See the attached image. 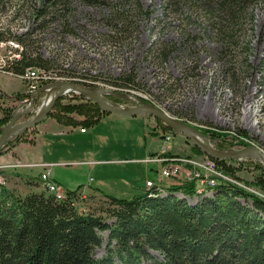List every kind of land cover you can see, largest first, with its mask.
I'll return each mask as SVG.
<instances>
[{
    "label": "trees",
    "instance_id": "obj_1",
    "mask_svg": "<svg viewBox=\"0 0 264 264\" xmlns=\"http://www.w3.org/2000/svg\"><path fill=\"white\" fill-rule=\"evenodd\" d=\"M79 1L104 8L103 24L116 34L127 32V29L137 30L138 20L148 17V10L142 8L139 0ZM164 1L166 6L179 9V16L185 20L184 41L200 37L217 43L218 56L230 62L246 36L252 6L264 2ZM15 2L18 5L19 1ZM73 9L71 0H40L39 7L31 14L40 21L37 29H42L53 16L65 19ZM18 16L15 11L11 18ZM9 28L7 24L0 25V41L16 39L24 48L20 60L14 64L15 69L23 71L26 67H37L49 71L50 61L42 57L38 40L33 37L36 28L19 36L9 34ZM177 49V44L171 42L163 47L158 45L154 52L166 61ZM61 73L64 72L55 76H63ZM48 79L44 82L48 83ZM108 83L116 87H140L133 71ZM63 99L60 97L54 102L44 119L52 118L60 124L80 125L85 129L110 114L79 94L73 93L75 100L63 102ZM113 99L121 100L114 96ZM12 109H0V127L9 122ZM74 114L83 119H76ZM156 120L163 130L170 131L158 118ZM35 126L25 129L16 139L32 142L24 136ZM196 128L222 150L249 144L250 138L241 129L227 131L210 125ZM192 149L200 153L197 146L193 145ZM158 155L171 156L169 153ZM207 157L214 162L216 170L222 172V176H214L217 182L213 186L203 187L201 177L195 176L179 185L160 188L166 191L163 193L160 189L144 186L142 192L131 198L115 197L95 189L108 201L104 211L114 219L112 224L100 215L77 211L73 202L81 185L66 190L64 199H59L44 191L20 196L0 182V264H113L115 258L118 264H264V198L247 188L256 186L264 192V165L247 160L238 161L239 165L234 166L224 159ZM246 165L252 166L257 174L251 181L241 178L245 185H239L242 180L236 172ZM184 196H195L198 200L190 204ZM106 229L110 231L114 247L109 242L106 254L96 258L94 250L101 243L98 231Z\"/></svg>",
    "mask_w": 264,
    "mask_h": 264
},
{
    "label": "rangeland",
    "instance_id": "obj_2",
    "mask_svg": "<svg viewBox=\"0 0 264 264\" xmlns=\"http://www.w3.org/2000/svg\"><path fill=\"white\" fill-rule=\"evenodd\" d=\"M15 1H19L18 5ZM139 1L142 8L148 10V17L138 20L137 30L127 29V32L116 34L103 24L104 8L89 6L79 0H71L74 9L65 19L53 16V19L42 29H37L40 21H36V17L31 14L35 8L39 7L40 0H0V25H9V34L17 36L26 30L33 29V27L36 28L33 37L38 40L39 52L51 64L49 71L37 67H26L23 71H17L14 64L20 60L21 56L18 59L7 61L4 68L10 71L11 74L0 72V85L9 91H19L23 86L21 81L25 85L30 84L31 81L15 76L17 73L24 76L32 69L39 73L46 71L49 73L48 83L46 84L59 82L57 81L58 78L60 82L67 81L96 89L107 88L125 92L131 98L130 100L125 98L115 100L111 95H103L111 102L115 101L127 106L131 105L132 101L142 102L141 100H145L151 105L160 107L173 117L188 122L195 128L196 126L205 127L210 125V127L216 126L227 131L241 129L250 138L248 140L249 144L246 146H254L264 154V2L252 6V19L247 23L246 36L242 39L241 46L230 62L218 56L216 53L217 43L200 37H192L184 41L183 32L186 25H184L185 20L179 16V9L176 10L172 6H166L164 0ZM15 11L19 16L12 19L11 17ZM193 35L195 34L192 33ZM5 37L4 33L3 38ZM6 40L0 41V54L5 52L3 43L6 44ZM15 41L18 42L16 39ZM171 42L176 43L178 49L170 54L166 61H163L161 56L154 52V48L158 45L161 47L166 46ZM18 43L21 45L20 42ZM23 49L22 46V51ZM130 71L135 72L136 82L140 86L139 89L116 87L112 83H108L109 80ZM58 72H64L61 73L64 75L56 77L55 74ZM37 90L38 83L32 92L36 94ZM46 93L47 90L38 93L33 100V111L21 120L33 117ZM25 94L22 96L15 95V98L20 101L25 98ZM61 97H64L63 102L71 99L75 100L72 92H67ZM13 103L8 102L5 108L12 107ZM0 108L3 107L0 106ZM24 109L25 104L18 108V112ZM14 110L15 107L12 109L11 114ZM74 116L77 115L74 114ZM138 116L140 117L109 114L89 130L95 129L96 125L98 126L97 129L108 128L110 124L107 117L128 120L131 123L130 131L134 134L135 141L139 143L143 139L142 132L152 131L153 127L156 128L151 136H159L157 140L161 141V147L163 146L157 153H169L171 156L153 155L148 156L145 160L163 158L161 162L147 161L158 164L159 171H156L157 175H155V172H151L150 178L147 179L153 181L154 178L161 189L162 187L179 185L195 177L194 171L204 173L199 166L192 162L203 163L209 158L201 150H199L200 153L193 151L192 148L195 144L190 138L163 130L161 125L158 124L157 118L153 115L141 114ZM44 120L43 118L39 123ZM99 132L101 131L99 130ZM33 133L34 129H30L27 135L24 136L25 140L30 139ZM167 136L168 139H166ZM16 137H11L5 143L0 150V157L8 154L16 144L22 143ZM196 138L203 143L198 135H196ZM210 142L216 147L214 142L211 140ZM240 147L235 146L231 149L237 150ZM153 148L156 149L157 147L153 145ZM188 156L191 159H188ZM75 160L80 161L79 159ZM224 160L231 162L234 166L239 165L238 161L246 162L247 160H250L251 163L257 162L264 165L259 158L239 157ZM168 161L179 166L178 173L170 169ZM164 168H169L172 173L168 176L163 175L161 170ZM73 169L76 168L67 166L66 170L56 174L57 179L63 186H73L69 181L64 180L65 176L71 177L69 173ZM10 170L11 168L0 170L2 173L0 182L14 190L18 195L25 196L32 192L44 191L56 198L64 199L61 192L59 196H56L55 192L48 191L40 181L36 182L34 185L36 188H33V183L28 179H23L17 175L18 172ZM118 170H121V167H112L110 172L116 174L115 171ZM256 174L257 171L249 165L236 172V175L245 181L253 180ZM201 175H203V180L200 181V184L203 187L211 185L205 180L208 179L209 175L205 177L204 174ZM74 177L75 175L71 178ZM157 177L158 179H155ZM110 179L118 181V176L114 175ZM226 179L232 182L235 181L231 177H226ZM243 180L238 184L245 185ZM81 182L85 184V178L80 180L79 183ZM247 188L254 194L264 198V192L258 187L248 186ZM163 192L166 191H160V193ZM177 194L179 195V193ZM184 197L190 204L198 200L195 196ZM120 198L128 197L122 196ZM73 204L80 213L100 215L109 224L114 222V219L108 217L104 211L108 206L106 197L98 192H80ZM98 234L101 243L94 250V256L101 258L106 254L109 242L110 246L114 247V241L110 240L108 229L98 231ZM150 252L159 256L155 251L150 250ZM118 263V259L115 258L113 264Z\"/></svg>",
    "mask_w": 264,
    "mask_h": 264
},
{
    "label": "crops",
    "instance_id": "obj_3",
    "mask_svg": "<svg viewBox=\"0 0 264 264\" xmlns=\"http://www.w3.org/2000/svg\"><path fill=\"white\" fill-rule=\"evenodd\" d=\"M21 82L23 86L19 91H9L0 85V92L14 96L25 94L26 85ZM10 101L14 102L12 108L16 107L17 99L4 97L0 106L5 107ZM136 117L140 116L136 115ZM75 118L82 119L78 115ZM107 118L110 124L108 128L97 129L96 125L95 129H90L91 131L89 130L91 127L80 131L83 128L80 125H63L52 118H47L34 127V133L30 137L32 142L18 143L10 149L11 152L0 157L2 158L0 170L11 168L10 171L18 172L17 175L28 179L33 183L32 187L36 188L34 185L39 181L44 186L40 179V173L44 171L43 165L51 164L50 178L59 184V190L64 194L66 190L81 185L78 193L98 192L95 190L98 189L116 197L131 198L142 192L145 180L150 178L151 172L157 175L158 164L147 162L145 158L158 155L157 152L163 147H161L162 142L157 140L159 136H151L156 130H146L142 132L143 139L137 143L134 134L130 131L131 123L128 120ZM153 145L157 148L154 149ZM67 166L76 168L69 173L71 177L75 175L74 178L64 177V180L73 185L72 187L63 186L56 175L66 170ZM112 167H121V170L111 174ZM114 175L118 176V181L110 179ZM83 178L86 183H79ZM2 181L4 182L3 179Z\"/></svg>",
    "mask_w": 264,
    "mask_h": 264
},
{
    "label": "water",
    "instance_id": "obj_4",
    "mask_svg": "<svg viewBox=\"0 0 264 264\" xmlns=\"http://www.w3.org/2000/svg\"><path fill=\"white\" fill-rule=\"evenodd\" d=\"M56 92L53 94L49 104L44 107L39 113H36L33 115V117L25 120H21L23 117L28 115L29 110L25 108L22 111L19 112H13L11 114V118L9 122L3 126L0 127V150L2 149L3 145L11 138L16 137L18 134L23 132L25 129L30 128L36 124H38L45 116L48 114L50 109L52 108L54 102L64 95L65 90L68 87L74 88L78 90V92L82 93L83 96L87 97L91 101L95 102L98 106L101 107V109L110 112V114H117L121 116H134L139 114H152L154 117L160 119L166 126L170 128L171 131H173L176 134H180L183 136H186L190 138L193 143L198 146L203 153L210 157H217V158H236L241 155H243L245 152H247L249 149L255 150L257 154L261 157L262 161L264 162V155L262 152L257 149L254 146H247L244 148H241L239 150H233L229 152H221L214 150L209 146L208 143H201L193 134H198L199 136L205 138L203 135H201L195 128L191 126V124L178 119L176 117H173L169 114H167L163 109L156 107V106H146V105H139L136 106L135 103H132L131 106L126 108L121 107H115L112 105H109L106 103L101 96H99L95 90L91 87H84L79 86L76 84H71L67 82H57L53 84H46L45 86L40 88V92L44 90H50L49 88L56 89ZM117 95V94H116ZM25 102L17 101V105L15 109L18 107L20 108ZM114 103V102H113Z\"/></svg>",
    "mask_w": 264,
    "mask_h": 264
},
{
    "label": "bare ground",
    "instance_id": "obj_5",
    "mask_svg": "<svg viewBox=\"0 0 264 264\" xmlns=\"http://www.w3.org/2000/svg\"><path fill=\"white\" fill-rule=\"evenodd\" d=\"M3 45H4V47H5V50H6V52L4 53V54H0V70H3L4 69V66L6 65V63H7V61H10V60H15V59H18V58H20V56H21V51H22V45H20L18 42H16L15 40H6V44L5 43H3ZM6 71V73L7 74H11V72L10 71H8V70H5ZM44 71V70H43ZM31 72H34V74H35V76L39 73L38 71H36V70H34V69H32V70H30L29 72H27L24 76H21L19 73H17L15 76H18V77H21V78H23V79H26V80H28V81H31V83L30 84H32V86H34V88L36 87V85H37V78L36 77H34V78H31V77H29V75H30V73ZM5 74V73H4ZM49 78V73L48 72H46V71H44V79H48ZM53 79V78H52ZM60 82V81H59ZM62 82H67V81H62ZM53 83H57V82H52V83H49V84H53ZM67 83H71V84H76V85H79V86H84V87H91V86H86V85H80V84H77V83H73V82H67ZM48 84V85H49ZM45 86V85H44ZM34 88H33V90H34ZM91 88H93V87H91ZM50 90H47V93H46V95H45V97L41 100V103H40V105H39V107L37 108V110H36V112H35V114L36 113H39L44 107H46L48 104H49V102H50V100H51V98H52V96H53V94L56 92V90H57V87H56V89H53V88H49ZM94 90H95V92L99 95V96H101V98L106 102V103H108L109 105H112V106H115V107H121V108H126V107H129V106H131V105H129V106H127V105H122V104H120V103H116L115 101H113V102H111L110 100H108L107 98H105V96L103 95V94H107V95H111V96H114V97H119V98H121V99H123V98H125V99H128V100H130L131 98L125 93V92H118V91H115V90H110V89H107V88H99V89H96V88H93ZM36 92H38V90L36 91ZM67 92H72V93H75V94H79V95H82V93H80V92H78V90H76V89H74V88H71V87H68L66 90H65V92L64 93H67ZM117 94V95H116ZM63 96V95H62ZM83 96V95H82ZM85 99H88L87 97H85V96H83ZM60 98V97H59ZM142 99V98H141ZM90 100V99H89ZM20 101H22V100H20ZM142 102H138V101H132L133 103H135L136 104V106H141V105H146V106H155V105H151V104H149L148 102H146V101H143V100H141ZM23 102V101H22ZM93 102V101H92ZM95 103V102H94ZM25 104V103H24ZM96 104V103H95ZM100 109H101V107L100 106H98ZM157 107V106H156ZM160 108V107H159ZM101 110H103V109H101ZM167 113V112H166ZM168 114V113H167ZM139 115H141V114H139ZM150 115H152V114H150ZM170 115V114H169ZM134 116H136V115H134ZM172 116V115H171ZM160 120V119H159ZM188 123V122H187ZM164 124V123H163ZM165 125V124H164ZM192 126V125H191ZM193 128H195L194 126H192ZM169 128V127H168ZM201 135H203L205 138H203V137H201V136H199L198 134V136L201 138V140L203 141V144L205 143H208L209 144V146L211 147V148H213L214 150H217V151H221V152H229V151H233V149H230V150H222V149H219V148H217V147H214L212 144H211V142H210V140H209V138L206 136V135H204L203 133H201L197 128H195ZM169 130H170V128H169ZM171 131V130H170ZM171 132H173V131H171ZM23 132H21L20 134H22ZM20 134H18V135H20ZM191 134H193L195 137H196V134H194V133H191ZM8 142V141H7ZM5 145V144H4ZM4 145H3V147H4ZM196 146V145H195ZM250 146V145H249ZM2 147V148H3ZM245 147H247V146H245ZM197 148L199 149V150H201L198 146H197ZM241 148H244V147H241ZM241 148H239V149H241ZM239 149H237V150H239ZM263 154V153H262ZM206 155V154H205ZM264 155V154H263ZM208 156V155H207ZM239 157H250V158H259L260 159V161L264 164V162L262 161V159H261V157L259 156V154H257V152H255V150H252V149H249L247 152H245L243 155H241V156H239ZM239 157H236V158H231V159H237V158H239ZM213 158H217V157H213ZM217 159H226V158H217ZM208 161H211L212 163H213V167L211 168V172L212 173H214V174H217V175H219L220 174V176H222L221 175V173L219 172V171H217L216 170V168H215V164H214V162L211 160V159H207ZM205 162V161H204ZM203 162V163H204ZM199 163V162H198ZM199 172V171H198ZM161 173L163 174V175H170V173H172V171H170L169 170V168H164V169H162L161 170ZM199 174H200V176L199 177H201V180L203 179L202 178V176L203 175H201V174H204V173H201V172H199ZM195 175L196 176H198L196 173H195ZM207 175H209V177H207V178H210V179H214V177L213 176H211L210 174H207ZM206 175V176H207ZM225 177V176H224ZM215 180V179H214ZM147 181V182H146ZM145 181V188H147L146 187V183H147V185L149 186L147 189H149V188H152V187H154L155 189H160V186L157 184V182H155L154 180L152 181V180H150V179H147ZM43 183H44V187L48 190V191H50V192H55V194H56V196H59V194H60V191H59V186H57V184L54 182V181H51V180H47V179H44L43 180ZM202 183V182H201ZM215 184V183H214ZM214 184H211L210 186H213ZM203 190V187H201L200 188V191H202Z\"/></svg>",
    "mask_w": 264,
    "mask_h": 264
},
{
    "label": "built area",
    "instance_id": "obj_6",
    "mask_svg": "<svg viewBox=\"0 0 264 264\" xmlns=\"http://www.w3.org/2000/svg\"><path fill=\"white\" fill-rule=\"evenodd\" d=\"M6 52V50H5ZM4 52V53H5ZM6 69L4 68L3 70H0V72L2 73H6L5 71ZM29 77L31 78H34L36 77L37 78V82H38V92L36 94H34L32 91H33V88L34 86H32V84H26V94H25V98L22 99L23 102H25V108H27L29 110V112H32L33 111V100L34 98H36V96L38 95V93L40 92V88L43 84H46L47 82H44V72H40L38 73L36 76L34 74V72H31ZM57 81H60L58 78H57ZM7 98V99H11V100H15V96L13 94H3L0 92V102L2 100V98ZM20 110V109H19ZM14 112H18V108H16L14 110ZM80 131H84V129H80ZM169 137L167 136L166 139H168ZM146 161H157V162H161L163 161V158H154V159H146ZM169 162V161H168ZM193 164H195L196 166H199L203 171H204V177L207 175V174H210L211 176H214V175H217V174H214L211 172V168L213 167V163L211 161H208L206 160L204 163H198V162H192ZM21 165H25V164H21ZM170 166V169L174 172H177L178 173V165L175 163V164H172L169 162L168 164ZM26 166V165H25ZM32 166V165H31ZM44 171H42L40 173V178L41 180H44V179H47V180H51L50 179V167L51 165L50 164H44ZM198 176H200L199 172L198 171H194ZM220 175V174H219ZM203 180V179H202ZM207 181V183L209 184H214L215 183V180L214 179H205ZM52 181V180H51ZM147 182V181H146ZM146 187L148 188L149 186L147 185L146 183ZM61 194L63 197H65V194L63 191H61Z\"/></svg>",
    "mask_w": 264,
    "mask_h": 264
}]
</instances>
